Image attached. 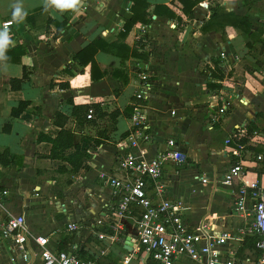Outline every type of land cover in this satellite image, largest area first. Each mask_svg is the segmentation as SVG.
<instances>
[{
  "label": "crops",
  "instance_id": "obj_1",
  "mask_svg": "<svg viewBox=\"0 0 264 264\" xmlns=\"http://www.w3.org/2000/svg\"><path fill=\"white\" fill-rule=\"evenodd\" d=\"M241 1L228 0L223 6L242 15V6L251 4L249 0ZM159 2L175 10L182 20L157 16L151 5V22L139 21L121 37L126 21L132 17L131 0H78L72 7L58 6L53 0H0V43L7 39L11 47L25 50L19 63L13 61L17 54L8 52L9 61L0 55V152L7 151L16 161L10 166L0 163V190L8 191L0 214L24 213L30 232L48 235L53 246L61 247L69 241L66 232L59 228L70 219L86 226L104 214L111 191L98 175L111 168L115 145L104 141L97 144V128L112 125L118 135L116 141L124 134L135 101L138 74L144 70H149L154 80L146 102L148 122L155 137L152 149L155 152L165 146L168 138H175L178 149L186 155L183 163L166 166L167 195L183 200L185 219L193 224L210 217L219 229L237 233L251 219L235 209V185L239 187V183H223L224 174L237 160L231 152L236 139L231 143L226 140L237 127H264V88L250 78L256 86L254 91L241 89L239 93L246 97L244 103L235 98L230 113L212 127L209 119L219 90L208 87L205 71L221 51H226L235 63L234 71L244 79L242 75L247 69L239 70V66L253 51L247 44L252 38L233 26L223 31L202 29L211 15V6L221 4L220 0L200 2L192 18L183 13L180 0ZM8 17L15 24L6 33L2 22ZM95 39L117 44L109 51L98 50L95 54V74L106 71L98 80L91 77V63L83 65L76 57ZM232 54H239L240 58L235 59ZM260 61L264 65V55ZM12 78H23L19 88H12ZM62 83L69 85L64 87ZM70 98L75 104L98 103L102 110L119 114L114 120L106 116L84 126L73 118L67 121L65 127L73 130L75 142L92 154L86 162L89 169L72 174L73 190L64 192L57 176L63 169L71 172L72 166L48 157L53 145L39 137L58 135L61 127L54 123V115L57 110H67ZM21 101L28 102V107L18 117H12V109ZM7 123L11 128L6 132L3 128ZM263 148L262 144L249 143L248 153ZM197 174L206 176L208 183L198 182L194 178ZM255 178L256 174L248 175V179ZM55 195L67 202L71 216L55 208L51 201ZM246 207L251 213L250 200ZM31 246L35 247L34 242ZM38 261V255L24 260L21 251L0 239V264ZM104 262L111 264L106 257ZM187 263L195 264L187 260L178 264Z\"/></svg>",
  "mask_w": 264,
  "mask_h": 264
},
{
  "label": "built area",
  "instance_id": "obj_2",
  "mask_svg": "<svg viewBox=\"0 0 264 264\" xmlns=\"http://www.w3.org/2000/svg\"><path fill=\"white\" fill-rule=\"evenodd\" d=\"M227 1L220 0V3L224 5ZM249 4L242 6V15H249L257 22L255 28H262L261 38L264 40V0H249ZM14 24V19L8 17L2 22V28L8 33ZM232 55L235 59L240 58L239 54ZM219 58L224 74L222 79L213 78L215 65L212 63L205 71L206 83L221 84L209 119L212 127L230 113L235 98L244 103L246 97L239 93L241 89L254 91L256 86L250 78H255L264 88V65L254 74L246 70L242 79L235 71L231 73L235 63L230 61L228 52L221 51ZM138 78L128 127L115 144L111 168L98 175L100 182L111 191L103 208L104 214L93 218L86 226L74 219L66 222L59 229L66 232L69 241H64L61 247L53 246L48 235L32 234L24 213L0 214V239L21 251L24 260L38 255V264H98V259L104 260L105 257L110 263L116 260L118 264L133 261L135 264H178L184 260L195 264H264V148L248 153L249 143L264 146V127L253 130L237 127L226 140L231 143L236 139L231 152L237 160L224 174L223 183L229 186L236 181L239 183L240 195L235 209L242 216L251 217L245 227L237 233L219 229L210 217L190 223L185 219L183 200H174L167 195L165 179L167 164L183 163L186 155L178 149L175 138H168L165 146L153 151L155 137L146 109L154 87L153 75L144 70ZM87 118H96L93 109L89 110ZM243 139L247 141L242 142ZM87 152L92 154L90 150ZM249 174H256L257 178L248 179ZM194 178L202 184L208 183V178L201 174ZM7 193V190H0V208ZM248 200L252 204L251 213L246 207ZM51 201L59 212L71 216L62 196L55 195ZM248 234L259 236L256 247L262 253L257 261L241 259L237 255ZM128 238L129 244L126 243Z\"/></svg>",
  "mask_w": 264,
  "mask_h": 264
},
{
  "label": "trees",
  "instance_id": "obj_3",
  "mask_svg": "<svg viewBox=\"0 0 264 264\" xmlns=\"http://www.w3.org/2000/svg\"><path fill=\"white\" fill-rule=\"evenodd\" d=\"M133 2L131 6L132 17L126 21L124 25V31L121 33V37H124L128 34L134 24L137 22L150 23L152 17L148 12L149 7L154 5L153 14L157 16H167L170 19H175L178 21L182 20V17L177 14L175 10L170 8L168 5L159 2L152 3L151 0H131ZM183 4L182 11L188 18L194 17V8L202 1L205 0H180ZM227 26H233L236 29L240 30L243 33L249 34L251 36V42L247 43L250 46H254L256 43L260 44L261 47L264 48V40L261 38L263 30L261 27L254 29V22L249 15H241L237 14L234 11L227 10L221 4H215L211 6V15L207 22L204 23L202 29L204 31L215 30V31H223ZM65 25H63V28ZM117 46V44H109L106 43L102 39H95L86 45L77 55L76 57L80 60V63L83 65H88L91 63V77L93 80H98L106 75V71L102 70L101 73L95 74L94 70L97 66V62L95 59V54L98 50H106L109 51L113 49V47ZM17 54L13 61L16 63L20 62L22 54L25 53V50L22 47H11L10 41L5 39L2 43H0V55L3 60L9 61V56L7 53ZM133 56L136 55L134 51L131 53ZM123 57H127L126 54H123ZM215 65V69L212 71V76L216 80L222 79L224 74L222 72V68L220 66V58H216L213 61ZM115 75V73H114ZM25 78V75L24 77ZM23 78H12L10 79V83L13 89H17L21 86ZM61 86L68 87V83H62ZM209 88L219 89L221 84L217 82H209ZM69 104L66 111L57 110L54 115V123L61 127L60 132L55 138L50 136L41 135L39 139H46L52 143V149L48 157L53 159H60L65 162H68L72 166L71 174L78 172L80 169L85 168L89 169L86 162L90 158V154L87 150L81 149V146L75 142L74 137L75 133L71 128H66L65 125L70 118H73L77 124L80 126H84L85 123L95 122L96 119L105 118L106 116L116 119L119 112H107V110H102V107L98 103H85V104H75L73 102V98H70ZM28 102L21 101L20 104L12 109V117H18L23 111L28 107ZM90 109H93L95 119L89 120L87 118L88 112ZM11 128V124H5L3 130L9 131ZM105 131V130H102ZM101 132L98 133V136ZM97 144L103 142L99 138L95 139ZM247 139H243L242 142H246ZM14 157L9 156L7 151L0 152V163L4 166H10L12 164H16ZM236 187V197L239 198V187ZM259 239L258 234H248L245 236L243 243L238 248L237 255L241 259H251L253 261H257L261 256V251L256 247V243ZM98 264H107L103 259H98Z\"/></svg>",
  "mask_w": 264,
  "mask_h": 264
},
{
  "label": "rangeland",
  "instance_id": "obj_4",
  "mask_svg": "<svg viewBox=\"0 0 264 264\" xmlns=\"http://www.w3.org/2000/svg\"><path fill=\"white\" fill-rule=\"evenodd\" d=\"M242 1L246 3L248 0H242ZM253 22H254V29H255V27H257V22L256 21H253ZM251 48L253 49L251 55L249 56V58L247 57L246 60H242L240 62L239 70H241V68L243 67L244 69H247L251 74H254V70L257 69V66L261 67L263 65V62L261 63L260 60H261V57L264 55V49H262L260 44L258 43H256L254 46H251ZM232 72H234V69H232L231 73ZM102 125L99 126L100 129L97 128V132L98 133L101 132V134L99 135V139L108 144L115 145L117 143L116 139L118 138V135H115L116 132L113 131L112 125L110 126L108 125L102 126ZM102 130H105V131H102ZM73 180L74 178L72 174L68 172V170H64V169L61 170L57 176V181L61 185V188L63 189L64 192H72ZM113 257L116 258V255H114ZM129 264H135V262L133 261V262H130ZM187 264H190V263H187Z\"/></svg>",
  "mask_w": 264,
  "mask_h": 264
},
{
  "label": "clouds",
  "instance_id": "obj_5",
  "mask_svg": "<svg viewBox=\"0 0 264 264\" xmlns=\"http://www.w3.org/2000/svg\"><path fill=\"white\" fill-rule=\"evenodd\" d=\"M53 3L62 7H72L78 3V0H53Z\"/></svg>",
  "mask_w": 264,
  "mask_h": 264
},
{
  "label": "water",
  "instance_id": "obj_6",
  "mask_svg": "<svg viewBox=\"0 0 264 264\" xmlns=\"http://www.w3.org/2000/svg\"><path fill=\"white\" fill-rule=\"evenodd\" d=\"M184 157V155H181V158H183ZM127 244H129L130 243V238H128V240H127V242H126ZM126 248L128 249L129 247L128 246H126Z\"/></svg>",
  "mask_w": 264,
  "mask_h": 264
},
{
  "label": "flooded vegetation",
  "instance_id": "obj_7",
  "mask_svg": "<svg viewBox=\"0 0 264 264\" xmlns=\"http://www.w3.org/2000/svg\"><path fill=\"white\" fill-rule=\"evenodd\" d=\"M111 264H118L116 260L112 261Z\"/></svg>",
  "mask_w": 264,
  "mask_h": 264
}]
</instances>
